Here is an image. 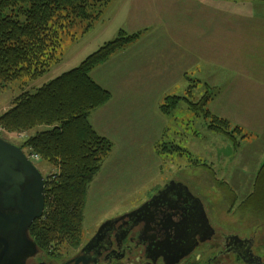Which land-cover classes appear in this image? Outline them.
<instances>
[{
	"label": "rangeland",
	"instance_id": "rangeland-1",
	"mask_svg": "<svg viewBox=\"0 0 264 264\" xmlns=\"http://www.w3.org/2000/svg\"><path fill=\"white\" fill-rule=\"evenodd\" d=\"M215 4L229 5L232 10L251 9L245 2L216 0ZM108 5L87 33L79 26L62 37L60 60L44 77L36 82L18 80L0 90V115L9 109L21 88L29 90L54 80L77 67L114 37L124 18L116 16V10ZM118 70L114 62L99 74L101 84L109 92L142 89L144 85L149 90L148 98L134 99L137 103L132 111L124 113L129 121L121 124L119 132L111 131L114 133L110 140L112 151L103 160L87 191L82 239H87L105 221L143 205L174 180L187 186L202 205L208 207L213 219L226 220L251 233L260 229L259 241L264 244V226L240 209L264 163V113L239 114V108L230 104L233 99L229 93L222 96L238 76L220 73L208 63L197 70L191 68L185 78L177 81L167 77L134 84L120 76ZM94 77L97 79L96 74ZM242 78L245 83L264 86L261 77ZM174 97L178 101L173 106L169 99ZM197 104L202 106H192ZM162 106L168 114L162 113ZM123 107L112 106L107 114L123 113ZM205 113L228 122V134L210 130L212 117ZM235 128L239 132L234 131ZM3 138L18 146L28 135L5 134ZM24 151L34 153L30 149ZM36 167L44 179L57 172L41 158ZM74 250L64 246L59 253L68 256Z\"/></svg>",
	"mask_w": 264,
	"mask_h": 264
},
{
	"label": "trees",
	"instance_id": "trees-1",
	"mask_svg": "<svg viewBox=\"0 0 264 264\" xmlns=\"http://www.w3.org/2000/svg\"><path fill=\"white\" fill-rule=\"evenodd\" d=\"M109 2L0 0V90L18 80L36 82L44 77L60 60L62 37L79 26L87 33ZM138 37L120 31L77 67L40 87L21 88L9 109L0 115L2 139L5 134H27L18 147L30 149L57 170L45 179L43 217L28 232L41 251L58 253L61 247L78 248L82 242L87 191L112 151V143L97 134L89 121L94 111L110 101L111 93L90 74ZM169 100L174 106L178 98ZM161 111L168 114L166 107ZM205 115L212 117L210 130L228 134V122ZM240 205L264 226V163L252 191Z\"/></svg>",
	"mask_w": 264,
	"mask_h": 264
},
{
	"label": "crops",
	"instance_id": "crops-1",
	"mask_svg": "<svg viewBox=\"0 0 264 264\" xmlns=\"http://www.w3.org/2000/svg\"><path fill=\"white\" fill-rule=\"evenodd\" d=\"M215 1L110 0L108 8L112 6L116 16L124 18L112 39L120 31L140 36L94 69L90 74L92 80L107 90L99 74L114 62L118 64L119 75L134 84L167 77L177 81L185 78L191 68L197 70L210 63L220 73L238 76L222 96L229 93L233 99L230 104L239 108V114L264 113V86L245 83L242 78L254 75L264 79V0H221L223 3L245 2L250 10L216 6ZM110 93V101L89 118L95 132L109 141L114 136L111 131L119 132L121 124L129 121L124 113L132 111L137 103L134 99L148 98L149 90L143 85L142 89ZM115 105L124 106V112L107 114Z\"/></svg>",
	"mask_w": 264,
	"mask_h": 264
},
{
	"label": "flooded vegetation",
	"instance_id": "flooded-vegetation-1",
	"mask_svg": "<svg viewBox=\"0 0 264 264\" xmlns=\"http://www.w3.org/2000/svg\"><path fill=\"white\" fill-rule=\"evenodd\" d=\"M258 231L213 219L173 180L143 205L99 225L68 256L37 248L26 264H264Z\"/></svg>",
	"mask_w": 264,
	"mask_h": 264
},
{
	"label": "water",
	"instance_id": "water-1",
	"mask_svg": "<svg viewBox=\"0 0 264 264\" xmlns=\"http://www.w3.org/2000/svg\"><path fill=\"white\" fill-rule=\"evenodd\" d=\"M44 208V177L20 147L0 137V264H26L36 254L28 232Z\"/></svg>",
	"mask_w": 264,
	"mask_h": 264
},
{
	"label": "built area",
	"instance_id": "built-area-1",
	"mask_svg": "<svg viewBox=\"0 0 264 264\" xmlns=\"http://www.w3.org/2000/svg\"><path fill=\"white\" fill-rule=\"evenodd\" d=\"M0 131H1V128H0ZM24 154L27 157V159L34 165H36L40 161V157L37 154H34L32 152H25V151H24Z\"/></svg>",
	"mask_w": 264,
	"mask_h": 264
}]
</instances>
